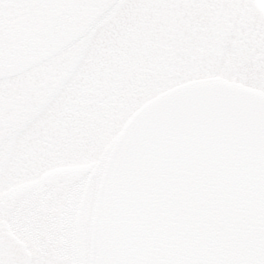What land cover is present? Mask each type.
I'll return each mask as SVG.
<instances>
[{
	"label": "water",
	"instance_id": "1",
	"mask_svg": "<svg viewBox=\"0 0 264 264\" xmlns=\"http://www.w3.org/2000/svg\"><path fill=\"white\" fill-rule=\"evenodd\" d=\"M91 264H264V92L214 77L143 105L102 177Z\"/></svg>",
	"mask_w": 264,
	"mask_h": 264
},
{
	"label": "rangeland",
	"instance_id": "2",
	"mask_svg": "<svg viewBox=\"0 0 264 264\" xmlns=\"http://www.w3.org/2000/svg\"><path fill=\"white\" fill-rule=\"evenodd\" d=\"M249 1L256 20L264 23V0ZM155 9L169 7L154 0H118L111 6V19H107L110 11L101 13L93 25L97 27L81 35L86 38L90 34L91 43L79 53L78 62L58 95L30 118V123L21 119L13 141V136L0 141L3 210L8 206L12 181L22 188L32 182L39 184L45 177H55L56 171L79 170L78 197L74 195L71 205L67 203L70 197L62 198L64 208L71 207L70 218L63 216V230H68L73 238L71 245L64 239L62 249H75L77 219L85 246L73 264H89V235L103 168L121 129L143 103L176 84L206 76L220 75L264 89L263 64H242L232 38L220 52L215 22L209 17L197 16L188 22L185 19L184 30L176 32L172 43L161 32L165 23L156 16ZM10 13L8 7H0L1 19ZM141 15L149 19L143 20ZM30 19L27 16L26 20ZM25 25L28 28L29 23ZM7 47H0L2 56ZM7 72L0 68L4 81L9 78ZM4 81L0 80V96L9 89L4 88ZM2 217L8 218V211H3ZM32 264L72 263L37 254Z\"/></svg>",
	"mask_w": 264,
	"mask_h": 264
},
{
	"label": "flooded vegetation",
	"instance_id": "3",
	"mask_svg": "<svg viewBox=\"0 0 264 264\" xmlns=\"http://www.w3.org/2000/svg\"><path fill=\"white\" fill-rule=\"evenodd\" d=\"M116 1L0 0V7L11 10L0 18V47L8 45L3 56L0 54V68L6 69L9 76L5 81L0 77L4 88H9L6 95L0 96V141L12 136L13 141L21 119L30 123L58 95L78 62L79 53L91 43L90 34L86 38L81 35L97 27L93 25L101 13L110 11L107 19H111V6ZM158 1L169 7L155 9V13L165 23L161 32L172 43L176 32L184 30L185 19L188 22L207 16L215 22L219 50L232 38L242 64L261 62L264 66V23L256 20L249 0H154ZM27 16L31 19L26 20ZM141 19L149 17L141 15ZM55 173V177H45L39 184H27L28 191L26 186L16 187L17 181H12L7 209L0 205V254L4 252L0 264H32L37 254L73 264L83 254L85 246L81 243L78 219L74 251L70 246L62 249L65 240L68 245L73 240L69 231L63 230V216L70 218L68 204L74 195H79V170ZM63 195L70 197L67 208L63 206ZM3 211H8V218L2 217Z\"/></svg>",
	"mask_w": 264,
	"mask_h": 264
}]
</instances>
